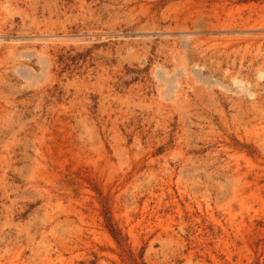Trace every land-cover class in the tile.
I'll return each mask as SVG.
<instances>
[{
    "label": "rangeland",
    "instance_id": "1",
    "mask_svg": "<svg viewBox=\"0 0 264 264\" xmlns=\"http://www.w3.org/2000/svg\"><path fill=\"white\" fill-rule=\"evenodd\" d=\"M263 32L264 0H0V264H264Z\"/></svg>",
    "mask_w": 264,
    "mask_h": 264
},
{
    "label": "bare ground",
    "instance_id": "2",
    "mask_svg": "<svg viewBox=\"0 0 264 264\" xmlns=\"http://www.w3.org/2000/svg\"><path fill=\"white\" fill-rule=\"evenodd\" d=\"M261 27V26H260ZM260 27H259V29L258 28H253V27H250V28H246V29H243L242 31H244L245 32V34H254L255 32H258V31H260ZM222 28V27H221ZM234 29V28H233ZM212 31V30H211ZM233 32V31H232ZM180 33L184 36V37H186L187 36V34H189V32L188 31H185V30H180ZM203 33V32H202ZM264 33V32H263ZM176 34V33H175ZM187 39V38H186ZM43 57V56H42ZM44 59V58H43Z\"/></svg>",
    "mask_w": 264,
    "mask_h": 264
}]
</instances>
